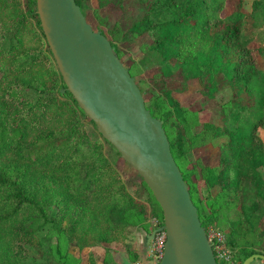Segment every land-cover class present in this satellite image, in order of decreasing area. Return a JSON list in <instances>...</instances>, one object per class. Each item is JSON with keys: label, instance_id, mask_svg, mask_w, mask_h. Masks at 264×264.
Masks as SVG:
<instances>
[{"label": "trees", "instance_id": "16d2710c", "mask_svg": "<svg viewBox=\"0 0 264 264\" xmlns=\"http://www.w3.org/2000/svg\"><path fill=\"white\" fill-rule=\"evenodd\" d=\"M75 1L87 19L92 10L88 1ZM122 1L97 0V5L113 3L121 9ZM136 2L143 12L125 34L152 37L148 50L161 58L167 109L155 112L135 80L151 114L163 120L176 162L184 153V136L171 137L167 122L171 116L182 120L185 110L172 89L194 79L203 97L213 100L217 91L227 87L230 98L222 108V124L207 126L214 136L227 137L218 148L222 169L216 171L219 164L205 166L206 187L225 179L238 192L236 208L242 222L253 217L264 221V175L259 170L264 167V142L257 134L264 128V68L255 61L256 53L264 60V43L256 35L264 21V0H255L250 12H244L239 2L224 16L220 12L226 0ZM100 31L121 59L117 44ZM125 66L131 73V67ZM63 88L35 0H0V264H66L67 255L49 231H65L78 250L98 244L110 259L104 264H118L111 243L125 234L130 219L143 222L148 234V213L162 223L161 210L142 178L138 175L149 192L145 200L129 193L116 167L120 154L71 93L61 92ZM181 172L208 233L214 216L202 218L189 177ZM239 222L224 232L232 254L229 264H242L252 253L261 252L239 248ZM27 241L38 244L40 258L26 252ZM137 258L136 251L131 261Z\"/></svg>", "mask_w": 264, "mask_h": 264}, {"label": "water", "instance_id": "95a60500", "mask_svg": "<svg viewBox=\"0 0 264 264\" xmlns=\"http://www.w3.org/2000/svg\"><path fill=\"white\" fill-rule=\"evenodd\" d=\"M36 14L65 88L98 132L150 190L162 223L147 235L166 239L158 264H220L187 183L171 152L163 120L144 96L109 39L95 31L75 0H35ZM264 260L252 253L242 264Z\"/></svg>", "mask_w": 264, "mask_h": 264}, {"label": "rangeland", "instance_id": "374dc122", "mask_svg": "<svg viewBox=\"0 0 264 264\" xmlns=\"http://www.w3.org/2000/svg\"><path fill=\"white\" fill-rule=\"evenodd\" d=\"M87 1L92 8L87 12L88 22L93 24L95 28L106 31L107 35L117 44L122 61L131 67V73L138 80L145 93V98L149 101L150 106L155 109L154 111L161 113V109L166 110V96L163 92L166 85L161 83L163 78L159 67L161 58L157 53L148 50L152 37L147 34L139 37L125 34L129 24L142 14L141 6L136 0H123L121 9L114 6L113 3L98 8L97 0ZM254 1L226 0L220 15L224 16L230 13L239 2H241L244 12H250ZM256 35L258 40L264 43V21L262 27L256 29ZM255 59L256 64L260 68H264L262 57L256 53ZM177 72L176 70L175 74ZM172 95L184 108L185 117H182V120L176 116L169 117L167 132L171 137H175L177 133H182L184 136V153H181L177 162L179 168L189 177L194 198L202 212V218L204 219L209 213L214 216L213 225L215 228L214 226L209 227L208 232L210 234L219 232L224 235V232L231 230L232 223L239 220L240 224L236 230L239 248L248 251H264V221H261L259 217H253L249 223L242 222L243 217L236 208L238 200L236 189L228 186L225 179L224 182H220L213 188L206 187L205 166H217L219 164L218 148L227 141L226 136H214L213 130L208 128V124H222V117L220 116L222 115V108L226 106L230 98L229 89L224 87L217 91L213 100L206 99L202 95L201 85L197 80L191 79L182 86L174 87ZM257 132L264 142V128H259ZM116 167L129 193L135 199L145 200L149 192L139 180L136 171L122 159L117 160ZM221 169L222 165L219 164L216 171L221 172ZM259 170L264 175V167ZM159 213L160 211L156 212V214ZM147 216V224H149L151 231L155 227L154 221L159 223V220L156 216L153 217V212L148 213ZM139 223L134 218L130 219L125 234L111 243V250L116 251L114 257L118 264H131L129 261L133 260L134 253L137 251L139 254L137 247L138 232L139 230L145 231L143 222ZM145 223L146 221H144ZM47 234L54 238L56 244H59L62 254L67 255V257L65 256L66 264H104L109 259L106 257L104 248L98 244L78 250L74 244L68 241L69 238L65 231L60 233L49 231ZM142 243L144 245V241ZM25 249L27 253L36 258L42 256L41 248L34 241L25 242ZM148 255L155 264H158L159 258L156 257L150 247Z\"/></svg>", "mask_w": 264, "mask_h": 264}, {"label": "built area", "instance_id": "2783aa9c", "mask_svg": "<svg viewBox=\"0 0 264 264\" xmlns=\"http://www.w3.org/2000/svg\"><path fill=\"white\" fill-rule=\"evenodd\" d=\"M154 225H155L154 228H156L160 225V223H157L156 221H154ZM208 237H209L210 242L213 245V250H214L215 256L218 259V261L227 263V264L231 263L232 254L225 244L224 235L219 232L214 233V234H210V232H208ZM165 239H166L165 232L159 231L155 234L154 239L151 240L150 248H152V251L158 258H160L162 255Z\"/></svg>", "mask_w": 264, "mask_h": 264}, {"label": "crops", "instance_id": "0c3cea01", "mask_svg": "<svg viewBox=\"0 0 264 264\" xmlns=\"http://www.w3.org/2000/svg\"><path fill=\"white\" fill-rule=\"evenodd\" d=\"M147 235H148V233L146 231L139 230L138 236H137V240L139 241L137 243V247H138V250H139V258L137 260L133 261V262L129 261L131 264H155L154 260L151 259L149 257V255H148V249H149L150 246L146 244ZM142 241H144V245H143ZM141 245H143V246H141ZM112 253L116 254V251H112ZM258 253L264 254V251L261 250V252H258ZM115 260H116V258H115ZM252 264H264V260L255 259L252 262Z\"/></svg>", "mask_w": 264, "mask_h": 264}]
</instances>
